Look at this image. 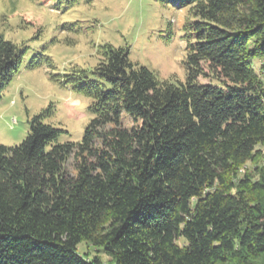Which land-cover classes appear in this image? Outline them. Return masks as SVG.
Listing matches in <instances>:
<instances>
[{
  "label": "trees",
  "instance_id": "16d2710c",
  "mask_svg": "<svg viewBox=\"0 0 264 264\" xmlns=\"http://www.w3.org/2000/svg\"><path fill=\"white\" fill-rule=\"evenodd\" d=\"M160 1L189 8L185 81L110 44L66 75L93 117L61 141L47 109L0 145V264H264V0ZM3 20L0 101L26 53Z\"/></svg>",
  "mask_w": 264,
  "mask_h": 264
},
{
  "label": "rangeland",
  "instance_id": "374dc122",
  "mask_svg": "<svg viewBox=\"0 0 264 264\" xmlns=\"http://www.w3.org/2000/svg\"><path fill=\"white\" fill-rule=\"evenodd\" d=\"M188 15L189 8L160 0H0L3 33L26 47L20 71L0 101V145L21 144L29 135L30 119L47 109L45 123L67 131L61 141H81L93 117L91 98L64 80L76 70L90 74L104 45L128 47L131 61L160 81L184 82ZM38 52L49 62L31 67ZM255 65L258 69L260 61ZM125 121L132 126L129 118ZM73 162L68 161L69 170ZM80 249L86 252V246ZM90 252L108 261L102 251Z\"/></svg>",
  "mask_w": 264,
  "mask_h": 264
}]
</instances>
